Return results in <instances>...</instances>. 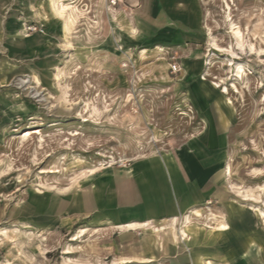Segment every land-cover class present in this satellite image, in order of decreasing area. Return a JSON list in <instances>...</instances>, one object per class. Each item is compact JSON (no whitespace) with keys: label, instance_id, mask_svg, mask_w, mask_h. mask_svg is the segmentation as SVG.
Masks as SVG:
<instances>
[{"label":"rangeland","instance_id":"obj_1","mask_svg":"<svg viewBox=\"0 0 264 264\" xmlns=\"http://www.w3.org/2000/svg\"><path fill=\"white\" fill-rule=\"evenodd\" d=\"M64 1L81 12L69 43L51 26L50 0H0V264H264V0H201L207 40L192 51L169 47L146 0ZM18 18L21 34H8ZM34 33L49 48L27 40ZM230 60L246 79H235ZM222 81L238 92L224 95L213 84ZM213 128L224 140L223 193L202 219L191 215L192 241L172 249L150 228L116 232L78 219V193L95 174L176 153ZM221 222L228 240L206 227Z\"/></svg>","mask_w":264,"mask_h":264},{"label":"crops","instance_id":"obj_2","mask_svg":"<svg viewBox=\"0 0 264 264\" xmlns=\"http://www.w3.org/2000/svg\"><path fill=\"white\" fill-rule=\"evenodd\" d=\"M145 2L148 4L150 23L164 33V39L170 43L169 47L186 49L188 46L192 51L194 47L197 50V47L206 42L201 0H146ZM67 4L69 10L73 9L74 14L76 13L75 23L69 36L64 34L63 20L52 10L47 11L51 26L56 25L55 34L62 36L64 43H69L70 37L76 33L81 14L77 6ZM19 20L21 22L22 19H12L7 23L8 34H21ZM27 40L45 41L39 43L41 46L37 49L49 48L46 37L41 33L31 34ZM218 85L216 87L221 88L224 95L229 94L224 92V86L229 90L230 86L224 82ZM216 133L214 128L210 129L204 135L190 139L176 153L145 157L135 161L130 167L106 169L95 174L90 178L87 190L78 193V211L75 212L79 215L78 219L88 218L95 226L113 227L116 232L136 233L141 229L150 228L163 242L169 241L172 249L177 247L179 241H192V236L189 234L191 215L196 219H202L203 206L223 193L220 175L223 167L221 156L224 153V140ZM224 171L228 174L227 168ZM235 195L246 201L241 195L236 193ZM198 212L202 217L195 215ZM187 217L190 218L189 225L185 223ZM178 220H182L181 229L188 233L185 240L180 237ZM224 223L229 228L222 231L219 226ZM224 223L221 222L215 227L209 225L206 227L210 228V232L214 235L217 233V236L228 240L231 226L228 222ZM230 247V255L238 254V248L235 249L231 245ZM138 259H143L140 264L153 261L150 257H138ZM127 262L131 263L132 260ZM236 264L245 263L238 261Z\"/></svg>","mask_w":264,"mask_h":264},{"label":"bare ground","instance_id":"obj_3","mask_svg":"<svg viewBox=\"0 0 264 264\" xmlns=\"http://www.w3.org/2000/svg\"><path fill=\"white\" fill-rule=\"evenodd\" d=\"M63 0H50V6H51V10L58 16L60 17L62 20H63V31H64V34L68 36V33H67V30H70V26L73 25L75 23V14H74V10L72 9L69 10V4L67 3H64ZM229 3V2H228ZM72 6V5H71ZM228 9H229V6L228 5ZM231 7V6H230ZM228 15V14H227ZM229 19H230V13H229ZM231 20V19H230ZM229 21V20H228ZM232 35H233V38L236 40V48L237 50L241 51L242 54L245 53V43H244V39H243V33H242V30L240 29L239 26H236V24L232 23ZM213 45H215V48L218 50V51H228L229 53H231V55L234 57V58H237L238 57V54L231 48V49H224V48H221L219 47L215 42L213 43ZM250 50L252 53L256 54L258 52V55H261V53L263 52L262 50L259 51L257 50L252 44L250 45ZM264 50V49H263ZM230 64L228 63V65H231L233 66L234 65V77L236 80H244L246 79L245 77L248 76V72L244 66L243 63L241 62H236L234 64L233 60H230ZM209 65V64H208ZM250 73V72H249ZM36 82L37 83H40V80L36 77ZM22 83H27V80H22ZM223 83V81H222ZM215 86H219L217 83H213ZM230 87L234 90H236L238 92V88L236 86L235 83H232L230 85ZM233 90V91H234ZM223 91V90H222ZM224 92L226 94L229 93V88L227 86H224ZM229 95V94H228ZM264 99V98H263ZM227 103H230L232 104V101L231 99H228L227 100ZM32 133V132H31ZM30 133H27L26 135H29ZM34 134V133H33ZM227 172L228 174H230V168L228 167L227 168ZM239 193V192H238ZM241 193V192H240ZM243 195V198L246 200V201H250V200H255V198H251V196L249 194H244L241 193ZM198 210H196L197 212ZM260 214L262 215V218L264 219V212H260ZM197 217H202V215L198 212L197 214H195ZM190 217V216H189ZM187 217L185 220V223L187 225L190 224V218ZM183 223V222H182ZM224 223V222H223ZM226 223L224 224H220L219 226V229H221L222 231H225L227 230L229 227L225 225ZM146 226V225H145ZM134 227V226H133ZM211 227V226H210ZM135 229V228H134ZM213 229V228H212ZM159 230V229H158ZM188 230V229H187ZM229 231V230H228ZM214 232V230H213ZM176 233V232H175ZM174 233V234H175ZM180 233V237L181 238H187L188 237V233L186 230H182L181 229V232ZM217 234V233H216ZM176 237V236H175ZM193 238V237H192Z\"/></svg>","mask_w":264,"mask_h":264},{"label":"built area","instance_id":"obj_4","mask_svg":"<svg viewBox=\"0 0 264 264\" xmlns=\"http://www.w3.org/2000/svg\"><path fill=\"white\" fill-rule=\"evenodd\" d=\"M114 2H115V0H114ZM28 29L31 30V31H33V32H35V31L43 32V26L42 25H36V24L33 25L32 24V25H30L28 27ZM172 69H173L174 72H176V71L179 70V67H178V65L174 64L172 66Z\"/></svg>","mask_w":264,"mask_h":264}]
</instances>
